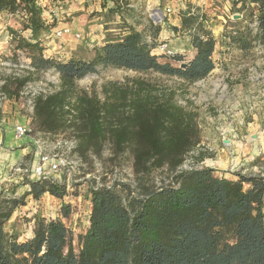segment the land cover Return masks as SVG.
<instances>
[{
  "label": "trees",
  "instance_id": "16d2710c",
  "mask_svg": "<svg viewBox=\"0 0 264 264\" xmlns=\"http://www.w3.org/2000/svg\"><path fill=\"white\" fill-rule=\"evenodd\" d=\"M98 1L107 13L123 19L125 32L95 46L89 59L57 60L45 55L42 40L57 23L45 18L39 0H0V13L22 15V30L10 32L14 50L26 55L32 68L26 76L7 79L2 90L20 96L34 76L54 69L60 89L35 98L32 120L37 131L50 136L72 131L75 152L85 158L101 153L107 141L115 155L130 150L136 185L28 180L21 198L0 202V264H264V176L214 167L180 170L201 135L198 114L178 103L175 90L137 78L115 85L114 96L102 101L77 87L78 80L99 67L155 71L189 83L207 78L216 66L217 44L205 29L207 14L190 4L180 10L181 26L173 29L188 32L195 49L182 67L161 62L155 43L125 22L129 0ZM231 10L241 17L229 19L234 28L227 35L228 45L246 54L264 46V0H232ZM151 29L156 40L162 27L151 21ZM24 31L29 35H22ZM184 56L170 57L180 62ZM163 168L175 174L174 180L157 186L153 174ZM84 183L88 226L75 234L64 220L74 208L63 202L80 196ZM44 195L62 202L60 217L35 215L30 237L9 235L4 227L14 211L26 205V198L40 200Z\"/></svg>",
  "mask_w": 264,
  "mask_h": 264
},
{
  "label": "rangeland",
  "instance_id": "374dc122",
  "mask_svg": "<svg viewBox=\"0 0 264 264\" xmlns=\"http://www.w3.org/2000/svg\"><path fill=\"white\" fill-rule=\"evenodd\" d=\"M129 1L128 10L124 11L125 22L142 31L148 42L155 43L154 53L159 55L161 62L179 66L190 60L195 51L189 33H177L173 29V26H181L180 10L190 4L206 13L205 29L217 40L213 54L215 69L207 78L189 83L177 76L155 71L99 67L97 73L78 80L77 87L95 93L102 101L108 95L114 96L118 86L137 78L164 90H175L178 103L198 114L201 135V142L186 155L180 170L214 167L222 172L240 171L264 176V46H257L246 54L228 45L227 35L234 28L233 21L230 23L229 19H236L231 10L232 0ZM39 3L45 18L50 23H57L42 36L47 47L45 55L57 60L72 57L89 59L100 41L114 38L126 30L123 19L117 14L107 13L98 0H39ZM6 15L5 12L0 13V202L24 195L27 181L33 177L28 169L35 160L32 139L15 138L16 124L33 117L26 100L20 96L1 95L7 79L28 75L26 65L30 61L26 55L14 50L15 41L10 45L5 43L7 26L9 30L12 26L22 30V15L17 13L12 19ZM151 21L162 27L156 40L151 34ZM65 27H70L72 33L57 36L56 31ZM78 33L81 38L76 37ZM21 34L29 35L26 31ZM175 54L185 55V60L176 62L170 57ZM54 71L41 72L32 81L51 78ZM39 136L34 134L32 137L38 139ZM41 137L49 142L50 148L55 137L77 139L72 131L62 136H49L48 139L43 134ZM75 153L70 155V159L77 161L74 169L61 178L69 185L73 181H83L87 185L101 186L117 180L136 185L130 150L115 155L112 144L107 141L101 153L90 152L86 158ZM15 163H19L23 171L11 169ZM26 170L28 172L25 173ZM174 175L168 168H163L154 172L153 179L159 186L174 180ZM87 185L84 183L80 196L68 197L63 202H70L74 208L71 216L64 220L75 234L84 232L88 226L90 202ZM26 202L14 211L4 227L9 235L14 234L19 240L33 234L32 219L35 215L60 217L62 202L50 195H44L40 200L28 197Z\"/></svg>",
  "mask_w": 264,
  "mask_h": 264
},
{
  "label": "built area",
  "instance_id": "2783aa9c",
  "mask_svg": "<svg viewBox=\"0 0 264 264\" xmlns=\"http://www.w3.org/2000/svg\"><path fill=\"white\" fill-rule=\"evenodd\" d=\"M82 1V0H75ZM17 13H7V18H14ZM20 25V24H19ZM14 29H19L16 26H12ZM6 39L5 43L10 45L12 41H14V35L10 32L7 26ZM71 28L65 27L62 29H58L56 31V35L59 37H63L66 34H70ZM81 34H76L77 38H81ZM166 48V45H164ZM170 52V51H169ZM26 67L30 68L27 63ZM52 72V71H51ZM53 77L51 78H42L38 81H30L24 87V89L20 93V98H24L26 100L27 106L29 107L30 112L34 113L35 106V98L39 95H49L60 89V78L59 74L54 71ZM3 97H6L5 93L1 94ZM34 134H40L42 136L43 133L37 131L36 127L32 122V117L27 122H18L15 126V138L18 140L31 138L34 143V156L35 160L31 163L30 168L28 169L33 175L30 180H40L49 178L54 181L64 182L65 180H61L62 175H65L71 172L74 169L77 161L70 159V155H75V149L77 147V140H67V139H58L60 137H55L54 144L52 148L49 147V142L42 140V137L39 138L32 137ZM47 136L48 139L50 135L43 134V137ZM56 141V142H55ZM11 169L15 171H23L22 167L19 163H15L11 166ZM28 170L25 171L28 172Z\"/></svg>",
  "mask_w": 264,
  "mask_h": 264
},
{
  "label": "water",
  "instance_id": "95a60500",
  "mask_svg": "<svg viewBox=\"0 0 264 264\" xmlns=\"http://www.w3.org/2000/svg\"><path fill=\"white\" fill-rule=\"evenodd\" d=\"M239 17H241L240 15H238V14H236V15H234V18H239ZM185 65V63H183L181 66L183 67Z\"/></svg>",
  "mask_w": 264,
  "mask_h": 264
},
{
  "label": "crops",
  "instance_id": "0c3cea01",
  "mask_svg": "<svg viewBox=\"0 0 264 264\" xmlns=\"http://www.w3.org/2000/svg\"><path fill=\"white\" fill-rule=\"evenodd\" d=\"M107 41V39H105L104 41H100V45L101 44H104L105 42ZM195 52V51H194ZM0 170H1V168H0ZM27 187V186H26Z\"/></svg>",
  "mask_w": 264,
  "mask_h": 264
}]
</instances>
